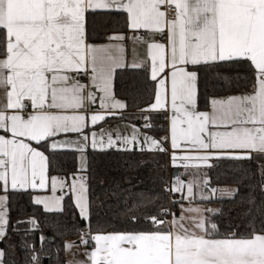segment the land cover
<instances>
[{
	"label": "snow or ice",
	"instance_id": "1",
	"mask_svg": "<svg viewBox=\"0 0 264 264\" xmlns=\"http://www.w3.org/2000/svg\"><path fill=\"white\" fill-rule=\"evenodd\" d=\"M114 12L126 14L129 30L149 34L132 37L147 45V60L125 62L124 35L94 42L89 16ZM225 62L249 66L252 91L213 98L210 112L199 111V69ZM149 65L158 89L155 102L141 112L167 111L170 104V143L178 150L170 159L186 171L174 173L172 187L165 191L181 193V199L145 215L149 230L93 234L89 222L86 231L80 230L79 242L66 243L65 249L94 242L85 253L88 264H264V221L259 232L253 224L245 236L233 232L220 237L212 221L220 210L193 206L198 188L201 201L211 200L217 191L204 194L209 180L200 173L202 167L213 166V159L255 160L262 169L264 192V0H0V243L8 235L9 192L47 188L49 157L41 147L83 154L89 145L93 150L132 151L130 146L141 143L135 126L123 135L94 128L109 116L123 119L115 110L128 107L113 93L116 70H147ZM72 135L76 139H56ZM143 144L149 147L141 151H166L147 136ZM189 168L194 171L189 173ZM57 185L66 186L52 177L53 193ZM69 187L81 219L89 221L86 177L74 175ZM157 199L142 195L129 211ZM62 200L37 196L34 203L45 211H62ZM5 255L0 248V264H5ZM31 259L38 264L39 257Z\"/></svg>",
	"mask_w": 264,
	"mask_h": 264
},
{
	"label": "trees",
	"instance_id": "2",
	"mask_svg": "<svg viewBox=\"0 0 264 264\" xmlns=\"http://www.w3.org/2000/svg\"><path fill=\"white\" fill-rule=\"evenodd\" d=\"M95 43L107 42L114 34L128 35L126 14L99 13L90 15L87 21ZM218 77H228L224 79ZM198 109L207 111L209 102L215 97H226L252 91L254 77L247 64L222 63L221 66L201 67L198 73ZM115 95L126 101L127 112L110 122L144 121L141 109H147L155 100L156 82L150 79L145 68L121 69L116 72ZM152 126L145 130L165 145L168 123L165 114H149ZM41 149L49 157V175H71L78 170L77 153L71 151L51 152ZM166 151H93L88 152V196L90 220L81 219L79 211L70 196L64 199L61 212H46L33 201L31 192H9L10 215L8 235L1 243L5 264H33L32 256L39 257L38 264H67L64 245L70 241L79 242L80 230H87L90 222L93 234L135 233L149 230L145 215H155L161 207H171L170 192L173 169ZM264 163V162H262ZM212 187L231 188L235 196L204 201L207 207L219 209L212 217L218 225L220 237L233 232L245 236L254 224L259 232L264 221V192L260 181L262 169L249 160L219 159L208 170ZM3 192H0V194ZM158 197L154 204L129 211V206L140 197ZM249 201H253L250 203ZM174 208L173 211H177ZM137 219L134 221L132 216ZM170 219V217H164ZM30 220H35L31 227ZM20 221L21 223H17ZM34 229V230H33ZM41 237H44L41 240ZM93 243L87 248L92 249Z\"/></svg>",
	"mask_w": 264,
	"mask_h": 264
},
{
	"label": "crops",
	"instance_id": "3",
	"mask_svg": "<svg viewBox=\"0 0 264 264\" xmlns=\"http://www.w3.org/2000/svg\"><path fill=\"white\" fill-rule=\"evenodd\" d=\"M114 35H123V34H114ZM139 35L148 36L149 34L146 33V32H144V30H140L139 32H133V31L130 30V33L128 35H124V36L128 37L127 40H125V41L122 42L124 44L125 48H126V52H125V55H124V59H125V62L127 64H129V65L132 64L133 62L141 63V62H143V61H145V60L148 59L147 45L144 44V43H142V42H137V41H135V40L132 39L133 36H139ZM156 40H160L159 35L156 36ZM107 42L97 43V44H104V43H107ZM131 69H133V68H131ZM118 70H121V69H117L116 72ZM147 70L149 71V74H150V65H149V68ZM116 72H115V75H116ZM115 75H114V79H113V93H114V95H115V91H114ZM83 82L84 83H87V80H84ZM157 89H158V85L156 83V91H157ZM236 95H240V94H236ZM231 96H233V95H231ZM226 97H229V96H226ZM115 98L118 99V100H120V101H122V102H124V103H126L125 100L118 98L116 95H115ZM215 98L216 99H220V98H225V97H215ZM154 102H155V100H154ZM197 104H198V86H197ZM115 111L118 112V113L122 112V114H125L127 112V108L126 109H123V110H115ZM207 111H209V112L211 111L210 106H209V109ZM152 113H162V114H165V116L167 118L168 129H167V136L166 137H168V139L165 140L166 141L165 145H163L159 140H157L154 136H152L151 134H149L145 130L144 125L148 122L145 119H144V121L142 123H140V122L120 121V122H110V123L103 124L108 119L119 117V115H117V116H109V117L106 118V120L104 122H101L97 126H95L94 130L97 133H99L100 129L103 128V129H106L108 131H112L113 133H115V132L118 131L119 133H121L123 135V134H129L131 132V130H132V127L135 126L137 129H139V131L141 133V135L139 137V139L141 140V143L130 146V147L133 148L132 151H141L140 150L141 147H144L145 149H147L149 147V145L148 144H143V137L144 136H147V137L153 138V139L157 140L158 142H160V145H161L162 148L165 149V147H166L167 148V151H168V154H169V158H170L173 151H178V150H173L171 148V143H170V119H169L170 118V115H171V112H170V104H169V110H167V111H163L162 110L160 112H148V111L141 112V114H142L143 117H145V116H148L149 117V114H152ZM56 139H59V140H63V139H76V137L74 135L67 136V137L66 136H60V137H57ZM33 146H36L34 142H33ZM40 150L43 151L41 148H40ZM48 150L51 151V152H63V151L76 152L77 153V159H78V170H77V172L74 173V174L68 175V176L67 175H52V176H50L49 175V171H48L47 172V175L49 177V182H48V185H47V188L46 189H44V190H40V189L32 190V189H29V190L24 191V192H28V191L31 192L33 194V201H34V198L37 197V196H47V197H52L53 195H55L57 197L63 196V200H62V203H61L62 209L64 207V205H63L64 204V199L67 196H70L72 198V200H73L74 205H75V194H73L70 191V187L69 186L73 182L74 175L76 177H79V176L86 177L87 196H88V175H87L88 152L90 150H93V149L89 145L88 149L83 154L80 153V152H78V151H75L73 149H68V148H65V149H57L55 151L50 150V149H48ZM107 150H117V149L116 148H112V149H106V150H103V151H107ZM93 151H101V150L97 149V150H93ZM145 151H147V150H145ZM149 152H159V151L153 149V150H151ZM45 155H47V154L45 153ZM82 156L84 157L83 160H82ZM215 162H216V159H213L209 163H211L213 165ZM82 166H83L84 170H81ZM170 166H171V168L173 170L178 169L180 173H184L186 171L183 167H175L172 164L171 159H170ZM210 168L209 167H202L200 169V173L201 174H205V173L207 174V179L208 180H209V178H208V170ZM187 171L189 173H191V172L194 171V169L189 168V169H187ZM52 177H56L59 180L64 181L65 184H66V186L63 189H61L60 186L57 185V190H56L55 193H53L52 192V188H51V178ZM182 178L185 179V180H188L191 177L190 176H182ZM203 178H204L203 175H201L200 176V179H203ZM211 189H216L217 190L215 192V194L213 195V198L212 199L229 197L228 193L235 191L234 189L233 190H230L231 188H228L227 189V188H216V187H212L211 184H210V181H209V188L206 189V190H204V194L205 195H212V193L210 191ZM200 190L201 189H199V188L196 190L197 191V199L194 202V205L193 206H200V207L207 208V205L204 203V201H201L199 199ZM223 191H225V192H223ZM223 193H226V194H223ZM3 194L4 193H1L0 195H3ZM176 194H180V193H176ZM88 199H89V196H88ZM206 201H209V200H206ZM184 202H185L184 203L185 206H187V201H184ZM40 206H42V208L44 209L43 205H40ZM77 210L79 211L78 208H77ZM44 211H45V209H44ZM46 212H61V211L54 210V211H46ZM31 227L34 228L35 225L31 224ZM69 243H78V242L70 241ZM93 246H94V242H93ZM0 248H1V243H0ZM72 249L75 251V253H77L78 257L80 258V262H83V264H88V260H87V257L85 255V253L86 252H90L93 248L92 249H89V248H87L84 245H80L79 247H73Z\"/></svg>",
	"mask_w": 264,
	"mask_h": 264
},
{
	"label": "rangeland",
	"instance_id": "4",
	"mask_svg": "<svg viewBox=\"0 0 264 264\" xmlns=\"http://www.w3.org/2000/svg\"><path fill=\"white\" fill-rule=\"evenodd\" d=\"M230 190H233V189H230ZM223 192H225V191H223ZM173 194L175 195L176 193H173ZM223 194H226V193H223ZM207 208H209V207H207ZM170 219H171V217H170ZM66 258H67V264H79L80 263V258L78 257L77 253H75V251L73 249L66 251Z\"/></svg>",
	"mask_w": 264,
	"mask_h": 264
},
{
	"label": "built area",
	"instance_id": "5",
	"mask_svg": "<svg viewBox=\"0 0 264 264\" xmlns=\"http://www.w3.org/2000/svg\"><path fill=\"white\" fill-rule=\"evenodd\" d=\"M171 198H172V200H180L181 199V195L180 194H171ZM32 264V263H31Z\"/></svg>",
	"mask_w": 264,
	"mask_h": 264
},
{
	"label": "water",
	"instance_id": "6",
	"mask_svg": "<svg viewBox=\"0 0 264 264\" xmlns=\"http://www.w3.org/2000/svg\"><path fill=\"white\" fill-rule=\"evenodd\" d=\"M176 172H179V170L178 169L173 170V174L176 173Z\"/></svg>",
	"mask_w": 264,
	"mask_h": 264
}]
</instances>
